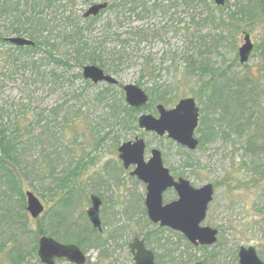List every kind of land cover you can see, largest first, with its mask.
<instances>
[{"label": "rangeland", "instance_id": "1", "mask_svg": "<svg viewBox=\"0 0 264 264\" xmlns=\"http://www.w3.org/2000/svg\"><path fill=\"white\" fill-rule=\"evenodd\" d=\"M125 1L121 0V4L113 11L105 10L95 25L83 32L82 38L94 47L97 43L103 44L101 50L104 54L100 59L106 69L101 70H112L113 72L104 73L112 76L121 88L135 85L150 98L153 82L147 78L140 79L139 73L144 67H155L160 72L159 92L167 94L162 97L166 99L175 97L166 109H172L181 99H194L199 109L198 127L194 134L198 141L197 148L188 151L166 136L158 137L154 133L140 129L137 126V118L149 115L157 119L155 107L163 105L157 103V100L149 101L145 107L139 108L135 114L136 122L128 128L122 129L114 122L103 131L99 128L101 136L107 133L99 147H93V142L99 140L96 135H87L86 139L79 140L82 141L79 144L82 147L75 150L80 149L82 154L75 157L68 166L79 162L85 155L80 161L84 168L79 171L80 174L72 183H68L67 189L60 191L57 188L59 183H54L50 179L21 183L22 192L32 193L44 207L38 219L33 220L27 214L32 235L22 236L18 231L20 217L24 212L19 197L9 194L6 189L0 187V234L1 231L5 233L13 231L14 240L26 253V264H41L36 252L34 255L31 254L34 245L33 235L37 227L51 228L52 219L49 213L56 208L72 221L69 223L73 224L74 229L91 228L86 211L90 207L89 198L94 195L102 202L99 218L102 227L100 236L104 243L95 247L89 245L80 247L85 255L86 264H133L128 250L133 238L145 241L146 248L154 254L155 264H238L237 254L241 247L254 248L258 259L264 264V183H253L256 180L253 177L254 165L258 156L263 154L261 149L264 146V133L260 134L250 127V130L241 135L242 133L237 134L232 129H227L225 122L218 126L220 112L214 110L208 98L200 94L198 78L186 79L181 76L184 58H178L185 48L186 31L200 30L198 32L207 38L214 39L213 48L210 50L208 48V52H205L208 64L217 72L225 73L221 81L238 77L240 80L248 78L254 83L247 84V88H256L258 95H252L246 100H256L259 104L255 116L256 125L257 128H264V118L258 119L264 115V56L258 51L264 37V17H249L248 13L241 12L238 6L241 4L244 6L249 0H225L221 11L215 10L218 7L212 0H207L208 10L214 9L212 13L202 4L195 12L187 10L184 0H163V5L168 9L166 13L152 11L154 0H142L141 3L134 2L131 5L124 4ZM73 2L74 4L66 8L65 16L72 12L81 18L93 5L106 2L109 6L107 0ZM142 5L150 15L140 19ZM205 19H208L207 23L204 22ZM110 20L116 25L107 27L106 24ZM59 22L68 26L66 32L70 30L71 26L66 20L62 19ZM146 26L160 30L161 39L138 40L132 36V33L136 34L137 29L140 31L149 28ZM242 32L250 35L254 45L251 57L244 66L239 65L237 56L243 41ZM0 34L6 38L18 37L10 32L8 21L3 16H0ZM53 36L57 38V32L53 33ZM19 38L26 39L25 36ZM120 41H128L127 46L123 48ZM177 50L180 55L174 56L173 53ZM122 53L127 54L129 60L122 61L119 65L117 56ZM44 58L43 50L21 54L10 44H0V110L7 117L3 121L4 124H8V117L23 114L27 109L48 112L59 107L58 112L62 114L68 107H73V115L77 114L78 110L81 114L89 113V121L95 119L96 122L102 117L103 119L107 117L108 112L103 106L88 111L85 109L84 101L73 100V94L82 93L83 89L87 95H92L105 88L104 83L97 84L95 88L85 87L82 70L85 66L91 65L78 67L70 64L63 81L54 84L49 78L53 65L42 62ZM65 59H71L69 52ZM31 62L38 64L32 67ZM95 66L100 69L98 65ZM117 85L112 89V93L114 97H121L124 101L123 91ZM230 89L233 92L236 90L234 85H231ZM80 128H84L85 132L86 125ZM135 139L144 142V161L150 158L152 150H158L163 166L175 180L183 178L194 189L206 184L213 186V200L208 206L206 218L200 224L201 227L218 232L217 241L213 246L194 247L180 233L160 228L149 221L144 205L146 187L136 177L130 176L134 167L123 169L118 158V147L127 142H134ZM39 151L40 148L37 147L31 152L37 155ZM69 197L73 201L72 207L62 209L58 205V200ZM173 199L171 193L163 195L164 204ZM57 230L56 233L61 231L60 228ZM4 236L7 237V234ZM39 238L40 236L37 240ZM53 239L57 240L55 237ZM2 264L8 263L4 261ZM56 264L68 263L59 260Z\"/></svg>", "mask_w": 264, "mask_h": 264}, {"label": "trees", "instance_id": "2", "mask_svg": "<svg viewBox=\"0 0 264 264\" xmlns=\"http://www.w3.org/2000/svg\"><path fill=\"white\" fill-rule=\"evenodd\" d=\"M107 1L109 2L107 9L112 11L121 4V0ZM206 1L184 0V5L187 10L192 12H195L201 4L205 5L208 10L207 6L209 4L207 5ZM134 2L141 3L142 0H126L124 4L130 3L131 5ZM70 4H74L73 0H0V16H3L8 21L10 32L18 37L25 36L26 39L34 43L33 47H14L15 50L21 54L43 50L45 58L42 62L53 65L49 78L54 84L63 81L66 77L65 72L70 68V64L78 67L98 65L100 69H106L100 59V56L104 54L101 50L103 49V44L97 43L94 47L82 38L83 32L91 29L103 12L96 17L87 19L79 18L72 12H68V15L65 16L66 8ZM153 4V12L163 11L166 13L168 10L163 5V0H154ZM141 8L140 19L150 15L147 9H143V5ZM238 8H240L242 13H248L249 17H264V0H249L244 6L241 4ZM221 9L219 7L215 8L218 11H221ZM213 10L208 11L212 13ZM62 19L66 20L67 24L71 26L67 32L65 30L68 26L59 22ZM207 20L205 19L204 22L207 23ZM230 20H232V17H230ZM73 24L75 25L72 27ZM114 24L116 25L110 20L106 25L110 27V25ZM146 27L149 28L140 31L137 29L136 34L132 33V36L138 40L161 39L160 30L153 26ZM198 31L200 30L194 32L186 31V43L182 55L179 56L178 50L173 53L174 56L178 55V58H184L181 76L186 79L198 78L200 94L208 98L214 110L220 112V119L217 122L218 126H222L223 122H225L227 129H232L237 134L242 133L241 135H244L250 130V127L263 134L264 128H257V121L255 120L259 104L256 103V100H246L250 99L252 95H258L256 88H247V84L253 85L254 83H251L248 78L240 80L238 77L221 81V79H224L225 73L214 70L213 66L208 64V59H206L205 52H208V48L209 50L213 48L214 39H209ZM55 32H57V38L53 36ZM5 38L4 35L0 34V44L9 45L4 41ZM120 44L124 48L127 46L128 41H120ZM258 47V51L264 56V37ZM68 52L71 54V59H65V55ZM117 57H119L117 58L119 65H121L122 61L129 60L128 55L125 53ZM30 64L32 67H36L38 63L31 62ZM104 71L106 74L107 72H113L112 70ZM139 75L140 79L147 78L153 82L149 101L155 102L157 100V103H162L166 107L171 104L172 100H175L173 96L166 99L162 96H167V94L159 92L161 87L158 86L160 75L158 69L155 67H144L140 70ZM84 85L86 88H95L97 86L87 81H85ZM231 85H234L236 89L234 92L230 89ZM117 86L122 89L120 85ZM114 88V86L105 85L103 90L97 91L92 95H87L84 89L82 93L73 94V100L84 101L85 109H88V111L97 106H103L107 110V117L104 119L102 117L96 122L95 119L89 121L90 114H81L80 110L73 115V107H68L65 112L59 114L58 107L48 112L30 111L27 109L23 114L12 118L8 117V124H4L3 121L7 117L0 110V187L6 189L9 194L17 195L22 202L24 212L21 214L23 216L20 217L18 228L22 236L26 234L32 235V232L29 230L25 193L22 192L21 183H32L38 179L40 181L50 179L54 183H59L57 188L60 191L67 189L68 183H72L80 174L79 171L84 168L80 161L85 155L82 156L79 162L68 166L75 157L82 154L80 149L75 150L78 147H82L79 145L82 141L79 140L86 139L87 135H96L99 140L93 142V147L97 148L107 136V133L101 136V131L108 127L110 123H117L122 129H126L136 122L135 114L139 110L126 106L123 98L114 97L112 93ZM206 93H210V95ZM259 118L263 119L264 115ZM82 125H86L85 132H83L84 128H80ZM99 128L101 131H99ZM37 147L40 148V151L37 155H34L31 151ZM261 150H263V154L258 156L254 165L253 177L256 180L253 183H264V146ZM58 168H60L59 172ZM69 198H60L58 205L62 209L72 207L73 201ZM49 214L51 215L52 226L51 228L48 227V229L42 226L40 228L39 226L37 227V231L33 235L32 255L37 251L36 243L39 236L48 235L50 238L55 237L57 240L65 242V244H74L79 248L87 245L95 247L104 243L102 236L92 228L80 230L76 227L74 229L73 224L69 223H72V221L59 213L56 208ZM59 228L61 231L56 233ZM6 234L7 237L4 236ZM144 238L147 239V237ZM25 254L14 240L13 231L9 233L1 231L0 264L4 261L8 264H26L27 256Z\"/></svg>", "mask_w": 264, "mask_h": 264}, {"label": "water", "instance_id": "3", "mask_svg": "<svg viewBox=\"0 0 264 264\" xmlns=\"http://www.w3.org/2000/svg\"><path fill=\"white\" fill-rule=\"evenodd\" d=\"M215 6L223 7L225 0H212ZM107 3L93 5L87 9L83 19L96 17L101 11L107 9ZM243 43L238 49V63L245 65L253 52L254 45L250 35L242 32ZM14 47H33L34 43L25 38L12 37L4 40ZM83 80L93 85L104 83L116 86L117 81L96 66H85L82 70ZM124 103L132 109H139L148 104L149 96L135 85H126L122 88ZM158 118L141 115L137 119V126L146 132L155 133L158 137L167 138L179 146L193 151L198 146L194 132L198 126L199 109L192 98H184L177 102L172 109L163 105L155 107ZM144 142L135 139L127 142L117 149L118 158L123 169L134 167L131 177L145 185V209L149 221L158 224L161 228H168L179 232L194 247H211L217 241V231L200 224L206 218L208 205L213 199V186L206 184L194 189L190 183L183 179L174 178L168 169L163 166L161 154L158 150L150 152V158L144 161ZM168 189H173L177 199L166 205L162 204V195ZM26 212L33 220L38 219L44 211L39 200L30 192L25 193ZM101 200L96 196L90 197V207L86 216L91 226L102 232L99 218ZM129 253L134 264H155L154 254L145 247L142 239L134 238L128 245ZM41 264H56L57 260H65L69 264H86L85 255L74 244H61L53 238L42 236L37 243L36 253ZM238 264H263L257 257L254 248H240L238 251ZM201 264V263H195Z\"/></svg>", "mask_w": 264, "mask_h": 264}, {"label": "flooded vegetation", "instance_id": "4", "mask_svg": "<svg viewBox=\"0 0 264 264\" xmlns=\"http://www.w3.org/2000/svg\"><path fill=\"white\" fill-rule=\"evenodd\" d=\"M191 186V185H190ZM165 193H171L173 196H174V199L171 201V202H173V201H175L176 199H177V195H176V193H175V191L173 190V189H168L167 191H165L164 193H163V195L165 194ZM163 195H162V204L163 205H166V204H168V203H170V202H168V203H166V204H164L163 203ZM102 206V205H101ZM209 206V205H208ZM101 208V207H100ZM207 211H208V208H207ZM100 214V213H99ZM207 214V213H206ZM90 224V223H89ZM91 225V224H90ZM158 225V224H157ZM159 226V225H158ZM91 228L93 229V230H95L97 233H98V231L96 230V229H94L92 226H91ZM161 228V227H160ZM166 229H168V228H166ZM170 230V229H169ZM172 231V230H171ZM174 232H176V231H174ZM102 233V232H101ZM100 233V234H101ZM177 233H179V232H177Z\"/></svg>", "mask_w": 264, "mask_h": 264}]
</instances>
